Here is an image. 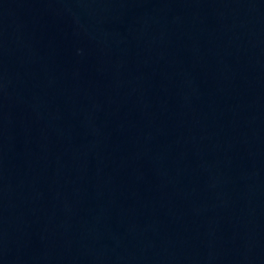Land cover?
<instances>
[{
  "label": "water",
  "instance_id": "obj_1",
  "mask_svg": "<svg viewBox=\"0 0 264 264\" xmlns=\"http://www.w3.org/2000/svg\"><path fill=\"white\" fill-rule=\"evenodd\" d=\"M0 264H264V0H0Z\"/></svg>",
  "mask_w": 264,
  "mask_h": 264
}]
</instances>
